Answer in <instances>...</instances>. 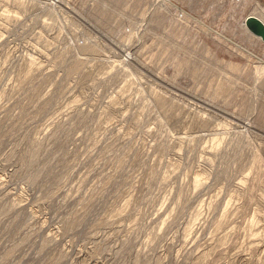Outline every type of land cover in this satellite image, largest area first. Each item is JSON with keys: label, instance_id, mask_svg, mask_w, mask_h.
<instances>
[{"label": "rangeland", "instance_id": "374dc122", "mask_svg": "<svg viewBox=\"0 0 264 264\" xmlns=\"http://www.w3.org/2000/svg\"><path fill=\"white\" fill-rule=\"evenodd\" d=\"M263 0H0V264H264Z\"/></svg>", "mask_w": 264, "mask_h": 264}, {"label": "water", "instance_id": "95a60500", "mask_svg": "<svg viewBox=\"0 0 264 264\" xmlns=\"http://www.w3.org/2000/svg\"><path fill=\"white\" fill-rule=\"evenodd\" d=\"M245 26L254 36L261 37L264 43V27L259 20L254 17H248L245 21Z\"/></svg>", "mask_w": 264, "mask_h": 264}, {"label": "crops", "instance_id": "0c3cea01", "mask_svg": "<svg viewBox=\"0 0 264 264\" xmlns=\"http://www.w3.org/2000/svg\"><path fill=\"white\" fill-rule=\"evenodd\" d=\"M263 6H264V0H263ZM263 9H264V7H263Z\"/></svg>", "mask_w": 264, "mask_h": 264}]
</instances>
